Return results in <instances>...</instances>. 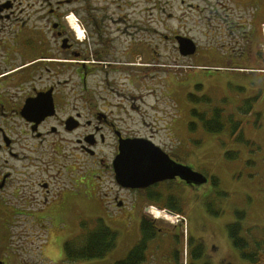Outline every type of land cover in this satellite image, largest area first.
<instances>
[{
    "label": "flooded vegetation",
    "instance_id": "flooded-vegetation-1",
    "mask_svg": "<svg viewBox=\"0 0 264 264\" xmlns=\"http://www.w3.org/2000/svg\"><path fill=\"white\" fill-rule=\"evenodd\" d=\"M163 61L187 63L179 65L185 74L231 72L248 82L264 72V0H0V264H64L47 247L7 241L49 237L48 223L63 230L68 218L107 217L110 208L165 205L178 184H210L206 175L203 186L177 176L134 189L117 178L125 141L151 143L191 168L176 158V137H158L173 135L178 121L176 85L165 111L143 99L156 94L162 74L170 82L177 74ZM162 231L140 264L167 263Z\"/></svg>",
    "mask_w": 264,
    "mask_h": 264
},
{
    "label": "rangeland",
    "instance_id": "rangeland-1",
    "mask_svg": "<svg viewBox=\"0 0 264 264\" xmlns=\"http://www.w3.org/2000/svg\"><path fill=\"white\" fill-rule=\"evenodd\" d=\"M162 64L166 65L165 69L177 74L172 82L166 79L169 77L162 74L159 82L155 83L158 86L156 94L152 96L145 94L143 99L146 105L156 102L157 99L162 110L165 111L164 102L170 101L169 87L174 91L173 87L176 85L177 99L171 102L178 100V104L175 102L177 109L172 110L171 114L175 115L177 112L178 121L171 130L173 135H166L169 132L162 130L158 132V137L165 144L170 143L169 137H176V158L204 173L210 180L211 177L217 178L219 184L216 187L209 184L194 190L178 184L173 194L178 204L182 202L184 206L183 214L178 215V219L165 220L160 217L155 219L153 211H147L150 207H154L151 210H164V204L163 208L159 209L155 204L141 203L134 209L130 208L128 212L110 208L108 210L110 214L105 212L107 217L98 215V218L117 234L115 249L101 260L80 264H115L124 260L127 251L135 245L134 239L140 235L142 215L157 222V226L164 230L158 234L161 237L159 245L162 251L167 252L165 256L168 257L167 263L150 259L146 264H182L183 262L185 264H248L231 246L227 226L237 221L236 213H243L244 217L240 221L241 237L249 242L248 246L253 250L260 251L264 247V245L260 246L261 240L264 239V72H258L257 76H252L247 82L231 72L199 71V74L195 72L185 74L183 71L187 68L179 65L184 66L187 63L163 61ZM197 64L199 62L194 63L195 66ZM257 68L263 71L264 64L258 62ZM189 95L193 96L192 99L188 98ZM258 95L259 99L256 103L245 104V107L247 105L252 107L251 112L244 114L238 110L244 106V101L254 99ZM202 97L208 101L205 103L194 101ZM187 107L196 110L198 114L206 113V119L208 117L210 119L212 111L222 110L223 122L226 123L228 117H232L234 123L241 122L244 140L252 142L253 145L235 142L231 138L230 127H226L222 133L216 135L208 134L201 128L190 130L187 123L200 126L201 119L190 113L185 114ZM162 124L160 123V129ZM256 124L260 127L256 128ZM227 153H236L237 156L226 157ZM171 190L173 192L174 189ZM98 218L93 220L68 218L63 222V230L47 222L53 231L49 237L48 234L45 238L16 237L8 239L7 243L14 245L15 241L17 246L42 245L51 251L49 254L51 259L59 258L64 264H68L63 252L65 242L75 237L72 239L75 244L83 245L85 241L83 231L93 230ZM38 229L43 228L37 226ZM5 240L0 238V246L6 244ZM175 253L178 257L177 261L173 257ZM260 253L263 257L264 250L262 249Z\"/></svg>",
    "mask_w": 264,
    "mask_h": 264
},
{
    "label": "trees",
    "instance_id": "trees-1",
    "mask_svg": "<svg viewBox=\"0 0 264 264\" xmlns=\"http://www.w3.org/2000/svg\"><path fill=\"white\" fill-rule=\"evenodd\" d=\"M193 96L189 95L188 98L192 99ZM259 99V95L254 99H249L244 101V106L240 107L238 110L244 114L249 113L252 111V107L250 105H247L245 107L246 103H256ZM194 101H200V102H207L208 99L205 97H202L200 100L194 99ZM193 116H198L201 119V125L196 126L192 123H189V129L190 130H197L198 128H201L202 131L208 133V134H220L223 132V130L226 127H230V134L231 138L235 140V142H241L246 143V145L250 146L253 145L252 142L245 141L243 138V134L241 132L242 130V124L234 123L232 122L233 118L228 117L226 123L222 120V110L216 109L210 113V119H206L205 114H198L196 113V110H192ZM260 115H258V118ZM228 122L234 123L230 124ZM256 128L260 127L259 125H255ZM238 133V134H237ZM230 154V155H229ZM235 157L237 156L236 153H227L226 157ZM210 184L213 186H218L219 180L215 177H211ZM157 206V205H156ZM163 205L158 206L159 209L163 208ZM165 208L171 213H175L178 215L183 214V204L182 202L178 204V200L174 199L168 200L167 203L164 205ZM177 208V209H176ZM162 210V209H161ZM237 221L235 223H232L227 226V234L228 238L232 244V247L239 252L241 258L247 262L248 264H264L263 257L261 256V250H264V247L259 250H253L248 245V241L245 238H242L240 233L242 231V226L240 224V221L243 219L244 214L243 213H236ZM155 221L153 220H147L146 218L142 217L140 219V233H142L143 240L136 246L128 255V257L122 261L116 262L115 264H140L142 261V257L144 254V251L146 250L147 243L154 239V236L156 235V230L159 229V227L154 224ZM95 227L91 231H83L85 232L83 234L85 241L83 245L77 246L74 242V240L70 239L69 241L65 242L63 249L64 254L68 262H87V261H95V260H101L105 258L109 253H111L115 247H116V241H117V234L113 232L109 227H107L104 223V221L101 218H98L96 220V223L94 224ZM84 228V226H83ZM262 241V242H261ZM258 241L261 242L260 246L264 245V239ZM256 243V242H255ZM259 246V245H258ZM200 254V251H199Z\"/></svg>",
    "mask_w": 264,
    "mask_h": 264
},
{
    "label": "water",
    "instance_id": "water-1",
    "mask_svg": "<svg viewBox=\"0 0 264 264\" xmlns=\"http://www.w3.org/2000/svg\"><path fill=\"white\" fill-rule=\"evenodd\" d=\"M184 46L189 47L186 44ZM115 170L119 182L134 189L163 180H173L177 176L187 184L201 186L207 182L203 174L170 162L167 156L151 143L125 141L121 145Z\"/></svg>",
    "mask_w": 264,
    "mask_h": 264
},
{
    "label": "bare ground",
    "instance_id": "bare-ground-1",
    "mask_svg": "<svg viewBox=\"0 0 264 264\" xmlns=\"http://www.w3.org/2000/svg\"><path fill=\"white\" fill-rule=\"evenodd\" d=\"M151 211H153L155 218H159L160 217V218H163V219H166V220L173 219V217H171L170 215H168V214L166 215V214H164V213H162V212H160L158 210H151Z\"/></svg>",
    "mask_w": 264,
    "mask_h": 264
}]
</instances>
